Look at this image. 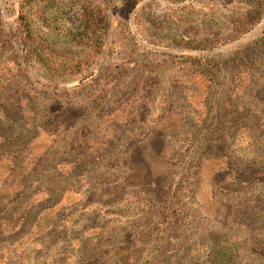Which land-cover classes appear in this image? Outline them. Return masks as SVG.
<instances>
[{"label":"rangeland","instance_id":"374dc122","mask_svg":"<svg viewBox=\"0 0 264 264\" xmlns=\"http://www.w3.org/2000/svg\"><path fill=\"white\" fill-rule=\"evenodd\" d=\"M127 1L77 82L0 0V264H264V16L227 40L246 0Z\"/></svg>","mask_w":264,"mask_h":264},{"label":"trees","instance_id":"16d2710c","mask_svg":"<svg viewBox=\"0 0 264 264\" xmlns=\"http://www.w3.org/2000/svg\"><path fill=\"white\" fill-rule=\"evenodd\" d=\"M50 1L17 0L15 12L19 44L33 63L32 67L37 65L52 78L82 82L91 76L92 70L89 67L92 59L103 50L115 29L117 22L112 7L113 0H70L69 8L75 10H66V14L60 12V9L56 10L54 3ZM117 1L122 3L118 8V22L125 23L124 19H128V15L121 12H128V1ZM246 5L245 10L237 8L234 13L223 17L229 26L227 40L238 39L263 18L264 0H246ZM187 18L186 13L175 18L187 33L183 34L185 40L189 39V35H198L197 29L195 35L187 32ZM192 37L189 42L196 44L189 49L201 48V40ZM110 247L114 246L108 248Z\"/></svg>","mask_w":264,"mask_h":264}]
</instances>
